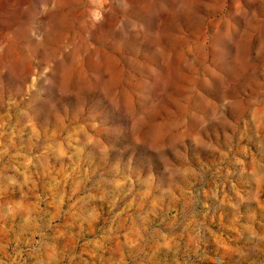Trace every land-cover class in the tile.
Segmentation results:
<instances>
[{"label":"rangeland","instance_id":"rangeland-1","mask_svg":"<svg viewBox=\"0 0 264 264\" xmlns=\"http://www.w3.org/2000/svg\"><path fill=\"white\" fill-rule=\"evenodd\" d=\"M0 264H264V0H0Z\"/></svg>","mask_w":264,"mask_h":264}]
</instances>
